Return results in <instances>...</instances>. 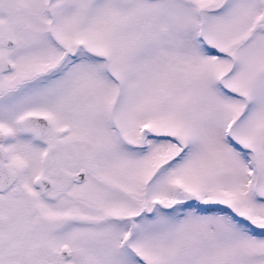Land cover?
<instances>
[{
    "label": "snow or ice",
    "instance_id": "obj_1",
    "mask_svg": "<svg viewBox=\"0 0 264 264\" xmlns=\"http://www.w3.org/2000/svg\"><path fill=\"white\" fill-rule=\"evenodd\" d=\"M0 264H264V0H0Z\"/></svg>",
    "mask_w": 264,
    "mask_h": 264
}]
</instances>
